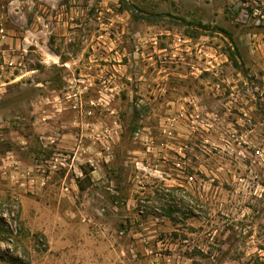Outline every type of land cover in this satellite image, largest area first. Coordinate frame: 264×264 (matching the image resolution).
<instances>
[{
    "label": "rangeland",
    "instance_id": "rangeland-1",
    "mask_svg": "<svg viewBox=\"0 0 264 264\" xmlns=\"http://www.w3.org/2000/svg\"><path fill=\"white\" fill-rule=\"evenodd\" d=\"M0 30L6 74L36 71L0 92L27 103L0 264H264V0H0ZM54 96L78 169L40 162L27 100Z\"/></svg>",
    "mask_w": 264,
    "mask_h": 264
},
{
    "label": "crops",
    "instance_id": "crops-1",
    "mask_svg": "<svg viewBox=\"0 0 264 264\" xmlns=\"http://www.w3.org/2000/svg\"><path fill=\"white\" fill-rule=\"evenodd\" d=\"M16 46V44H14ZM26 52V50H23ZM4 56L2 57L4 59V61L7 63L12 64L13 62L11 61V57L9 56L11 52H3ZM13 53V52H12ZM263 68H264V64H263ZM34 72H36L35 70H29L27 71L25 74L24 73H20L18 75H15L14 73L10 72L8 75L6 74V72L4 71V65L0 66V92H2L3 90H6V88L8 86H11L13 84H18L20 83L22 80H24V78H26V76H31V74H34ZM21 85H23L21 83ZM40 85V84H39ZM54 92V91H53ZM56 93V92H55ZM58 98H56V96L54 97H45L43 99H41L40 101H32V100H27L30 101V104L34 106V111L33 112H29L31 115V119L30 121L33 125L34 128H36V131H38L37 136H38V146H39V150L40 152V162L43 163V165H46L49 161L45 160L46 159V155H48V152L46 151V149H53L54 153H53V160L55 159V157H58L60 155L63 156H67V159L65 160V165L67 166H73L75 167V169L77 168V165L74 164V160L78 159V155L83 154V152L85 150L82 151V153L78 152H73L72 156L70 157V155H66L65 153H59L60 150H65L67 148L69 149H73L72 146L75 144L78 145H83L80 147H84V144L86 142H88L86 139H83L84 136H89L88 133L86 132H82L80 135L79 133H73L70 132L73 131L74 129H66V131H61V129L55 128L56 132L54 131V128H52V132L46 131V130H50L48 125H51V121L53 123H56L57 120H59L61 117L64 116V113L62 114L61 112L59 113L58 111H60V109L56 110V108L58 107H62L63 105H60V103L56 100ZM59 100V99H58ZM60 101V100H59ZM20 102H16L14 100L10 101V100H0V126L1 123H4L6 125V117L9 116H13L14 114V110L12 109L13 106H17L19 105ZM21 105H27V103H21L18 108ZM12 107V108H11ZM29 107V105H28ZM16 111V110H15ZM65 112V111H64ZM20 114V113H19ZM61 116V117H60ZM24 118V115H23ZM23 121V120H21ZM70 124V123H69ZM77 124L74 123V125ZM44 125V126H43ZM71 126V125H70ZM55 127V126H54ZM36 134V133H35ZM6 136V135H5ZM17 136L18 139H20V144H25L22 149L23 150H28V144L30 143L28 140H26V138L24 136H20V134L17 132ZM28 139V138H27ZM12 157L15 160H19L18 156L10 151L5 152L4 156L0 157V163H5L8 157ZM90 160L88 162H92V158H89ZM21 163V162H20ZM0 164V165H1ZM44 167V166H43ZM82 176V174L79 175V177Z\"/></svg>",
    "mask_w": 264,
    "mask_h": 264
},
{
    "label": "built area",
    "instance_id": "built-area-1",
    "mask_svg": "<svg viewBox=\"0 0 264 264\" xmlns=\"http://www.w3.org/2000/svg\"><path fill=\"white\" fill-rule=\"evenodd\" d=\"M0 32H2V30H0ZM8 65H12L10 63H8ZM261 157L262 156V151H256L255 152V157ZM66 156H58V157H55V159L53 160V163H51L52 168L53 169H56L58 166H63L65 165V158ZM2 166L0 167V170L2 169L3 170V174L6 175V173L8 172L9 174L7 175L8 178L10 179H14L16 177V175H18L19 173V162L15 159H13L11 156L7 158L6 162L5 163H2L1 164ZM186 184L189 186V185H192L193 184V178L192 177H187L186 178ZM63 190L66 191V188L63 187Z\"/></svg>",
    "mask_w": 264,
    "mask_h": 264
},
{
    "label": "water",
    "instance_id": "water-1",
    "mask_svg": "<svg viewBox=\"0 0 264 264\" xmlns=\"http://www.w3.org/2000/svg\"><path fill=\"white\" fill-rule=\"evenodd\" d=\"M124 1V3L126 2V0H123ZM129 9H131V7H129Z\"/></svg>",
    "mask_w": 264,
    "mask_h": 264
}]
</instances>
